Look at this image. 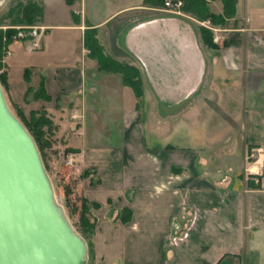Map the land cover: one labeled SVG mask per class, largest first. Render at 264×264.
Instances as JSON below:
<instances>
[{
  "label": "crops",
  "instance_id": "0c3cea01",
  "mask_svg": "<svg viewBox=\"0 0 264 264\" xmlns=\"http://www.w3.org/2000/svg\"><path fill=\"white\" fill-rule=\"evenodd\" d=\"M30 1L42 9L36 24L44 29L41 46L35 51H28L20 41L8 46L0 59L6 76L5 94L23 113L45 112L64 138L65 147L75 149L76 162L88 172V183L79 181L74 190L88 205L98 204L89 210L91 222L95 223L91 249L96 263L264 264V13L255 12V0H248V13L241 11V0H237L235 17L224 27H214L218 49L210 52L200 48L191 25L182 19L161 15L137 20L139 13L135 12L152 10L143 5V0H73L71 5L66 0ZM208 5L211 12H222L220 1H210ZM162 10L166 11L164 7ZM116 19L120 23L110 29ZM178 27L189 31L192 62L186 68L189 66V74H176L170 84L195 83V88L180 98L171 90V96L158 92L152 78L154 70L162 76L161 54L170 57L177 53L185 58L181 48L172 46L165 52L149 44V50L143 48V55L148 57L145 61L133 47L144 39L152 42L153 38L169 36L167 29ZM87 28L96 30L104 54L135 66L122 62L126 55L140 65L141 71L135 67L143 76L142 89L144 80L154 90L168 118L185 119L186 125L177 127L183 130L182 143L146 144L140 112L144 93L137 99L122 84L119 74L98 70L96 61L87 56L84 48ZM134 30L140 32L130 39ZM169 60L173 63L172 56ZM179 60L175 61L178 67H172L173 75L184 67ZM207 61L215 68L223 65L242 79L239 119L245 146L261 150L257 156L261 167L258 188H249L237 176L207 175L198 170L203 161L198 157L199 135L207 121H193L196 111L181 104L202 84ZM98 85L103 86L100 99L109 96L122 110L120 140L103 147L88 144L84 136L88 114L93 118L96 110L93 102ZM41 86L43 94L38 92ZM15 89H20V98ZM107 89L109 94H105ZM125 98L130 102L125 103ZM175 124H169L171 130ZM147 132L152 135L150 130ZM99 148L104 150V166L95 160ZM105 168L114 175L111 187L104 177ZM123 209L131 213L127 222L119 219Z\"/></svg>",
  "mask_w": 264,
  "mask_h": 264
},
{
  "label": "rangeland",
  "instance_id": "374dc122",
  "mask_svg": "<svg viewBox=\"0 0 264 264\" xmlns=\"http://www.w3.org/2000/svg\"><path fill=\"white\" fill-rule=\"evenodd\" d=\"M17 1L18 0H0V29L3 30V28L9 26L10 20L6 18V14L9 8L15 5ZM248 4V0H241L242 12L248 13ZM151 9L152 10L142 9L135 12L139 13L137 20L161 15L182 19L191 25L198 39L200 48H205L209 52L212 50L204 46L199 40L198 28L199 26H203L201 25L203 22L183 13L181 9L179 13L176 11H164L161 8ZM254 10L257 14L262 15L264 13V0H255ZM120 18H123V16ZM118 23H120L119 19L113 20L109 28L111 29ZM205 27L213 32L214 37L215 31L212 30L214 27L209 23ZM105 37H107V35ZM105 39L107 40V38L102 39L104 44L107 42ZM108 45L109 44L106 43L107 48ZM20 47L23 49L22 46ZM56 54L57 52H55L54 56ZM123 61L134 63V65L141 71L140 65L131 57L125 55L122 59V62ZM216 67L217 68H215L212 63L209 64L207 61L202 84L199 86L198 90L193 93L194 95L191 96L189 100L183 102L181 106H187L192 112L196 111L195 114L197 115V118H193V121H207L206 126H201L199 135L200 149H198V157L203 158V161L201 160L202 165L198 166L199 172L206 173L207 175L223 174L228 175V177L237 176L239 179L246 182L247 179L252 176L248 173L247 169L252 166L255 160H257V156L255 151L250 150L245 146L241 131L242 119H239L241 103L238 98L241 97L243 90L242 79L239 75L236 76V74H232L226 70L221 64ZM0 73H3L1 69ZM98 83H100V81H98ZM2 89L8 107L21 123H26V120L30 118V113H34L35 118L38 117L39 113H42H29L28 110L23 113L17 105L13 104L10 96H6L5 92L7 91V87H2ZM97 89L98 95H96L95 101L93 102L96 110L93 113V118H91L90 113L88 114L90 117L86 123V132L84 136L88 141V144L103 147L117 143L120 140L122 134L120 117L122 110L120 111V104H117L116 101H111L109 96H102L106 100L100 99L101 97H99V94L103 93L102 85H98ZM15 92L17 93L18 98H20V89H15ZM109 93V89H107L105 94ZM143 93L144 96L141 102L140 112L143 113L145 122L144 140L146 144L157 145L170 143L172 145H179V143H182L184 137L182 133L183 130H177V127H183L186 123H184L185 119L178 118L173 120L174 118H168L166 111L161 108L162 105L157 101L154 90L147 85L144 80ZM125 100V103L130 102V100L126 98ZM190 111H188V113ZM132 114L136 115L135 113ZM172 121L176 122V128H174V130L170 129L171 125L169 126ZM219 122L221 123V126ZM146 128L152 132V135L147 132ZM54 130L52 134L47 135L50 146L45 149L42 162L52 183L55 197L62 205L74 229L81 235L82 228L80 226L79 217L82 198L74 189L79 181H84L86 184L88 183V174L85 175L86 170L77 162H75L74 166H67L65 164L66 155L68 153H74L67 151H75V149L66 148V143L63 141L64 138L60 136L59 131ZM173 136H175V138H173ZM103 152L104 150L100 148L96 149L95 152L97 155L95 156V160H98L102 166L106 163V158L102 156ZM251 153L254 155L251 156ZM105 170L104 177L107 181V186L111 187L114 181V175H111L108 168H105ZM253 180L255 182L254 177ZM85 215L91 222L92 219L90 213ZM82 237L86 240L87 245L88 242H91L92 238L90 235L83 233ZM89 249L90 248L88 247L86 264H97L94 255H92V252L89 251Z\"/></svg>",
  "mask_w": 264,
  "mask_h": 264
},
{
  "label": "water",
  "instance_id": "95a60500",
  "mask_svg": "<svg viewBox=\"0 0 264 264\" xmlns=\"http://www.w3.org/2000/svg\"><path fill=\"white\" fill-rule=\"evenodd\" d=\"M74 229L33 137L6 103L0 84V264H86Z\"/></svg>",
  "mask_w": 264,
  "mask_h": 264
},
{
  "label": "trees",
  "instance_id": "16d2710c",
  "mask_svg": "<svg viewBox=\"0 0 264 264\" xmlns=\"http://www.w3.org/2000/svg\"><path fill=\"white\" fill-rule=\"evenodd\" d=\"M175 1V0H172ZM182 2L181 11L200 22H208L213 27H224L227 21L233 19L236 15L237 0H218L222 5V12L215 14L211 12L208 3L216 0H180ZM71 5L73 0H66ZM165 0H143V5L150 8H163ZM74 19L75 14L72 13ZM42 17L41 7L30 0H18L15 5L9 8L6 18L10 20L9 27L18 26H31L39 22ZM200 42L212 50H217L218 47L214 42L213 32L205 26H199L198 28ZM17 34L15 28H8L6 30L0 29V59L2 58L5 49L11 44V39ZM5 38V41H3ZM84 48L88 51V57L94 59L97 63L98 70L106 73H116L121 77L122 84L129 87L135 97L138 99L142 96V81L140 71L132 65L117 62L108 55L104 54L103 48L96 37V30L94 28H87L84 31L83 36ZM2 65L0 63V69ZM27 71H24V76ZM0 84L6 88V76L4 73H0ZM29 92V88L27 89ZM43 94L42 86L38 90ZM30 118L23 123L24 127L28 130L33 137L36 146L39 150L40 156L43 159L44 151L50 146L47 135L52 134L55 127L52 121L46 116L44 112L39 113L35 118L34 113H30ZM76 152V151H67ZM88 172L85 171V175ZM246 185L249 188H258V182L255 183L253 176L246 181ZM90 207L97 208L98 204L92 203L88 205L84 199L81 201L80 212V226L83 233L90 235L94 234L95 223L90 222L85 214L89 213ZM131 213L128 209H123L119 215L121 222H127L130 219ZM89 251L92 252L91 242H88Z\"/></svg>",
  "mask_w": 264,
  "mask_h": 264
},
{
  "label": "bare ground",
  "instance_id": "6f19581e",
  "mask_svg": "<svg viewBox=\"0 0 264 264\" xmlns=\"http://www.w3.org/2000/svg\"><path fill=\"white\" fill-rule=\"evenodd\" d=\"M162 23L164 26L167 27L166 22H162ZM144 27H146V26L145 25L142 26V29H144ZM183 29L180 30L179 27H178V29L175 28L174 30L172 28L167 29L169 36L153 38L154 40L152 42L144 39L145 41L142 40V43L134 44V46H133L135 48L134 51L137 53V55L140 56L145 61H147L148 57H146V55H143L144 54L143 48H147V50H149L150 49L148 46L149 44H151L150 46H152V48H154V49L156 47L158 49H165V52L167 51V49L170 50V48L172 46L176 49L178 47L181 48V51L183 52L185 58H183V56L180 58L181 54L179 56L177 53H175L173 55L171 53L170 57L171 56L173 57V63L169 60L170 57L169 56L167 57L166 53H164L165 55L160 53L164 57V59L160 58V66L163 68L162 76L155 74L156 70L153 71L154 73L151 71V74L153 73L152 80H153L154 87L158 90V92L163 93L165 96H168V95L171 96V94H172L171 91H172L173 95L177 94V97L175 96L176 98H180L185 93H188L192 89L195 88V83H193V85H190V86H175V85L170 84L171 79L175 78L174 76H176V74H178L180 76L182 73L184 75H186V72H187V74H189V72H190L189 66H188V69H186V68H187V65H189L192 62V58H191L188 51L193 50L192 49L193 44L191 43L193 41L187 39V37L189 35V31L187 29L186 30L185 29L183 30ZM163 31H165V30H163ZM139 32H140L139 30H134L130 35V39H133V37ZM179 59H181L185 68L182 67V69H180L179 71H176L177 73L175 72L173 75V74H171V72L174 71L176 67H178V64L175 65V61H177ZM179 62H180V60H179ZM169 67H170V69H169ZM172 67L174 70H172ZM178 89H179V91H178Z\"/></svg>",
  "mask_w": 264,
  "mask_h": 264
},
{
  "label": "built area",
  "instance_id": "2783aa9c",
  "mask_svg": "<svg viewBox=\"0 0 264 264\" xmlns=\"http://www.w3.org/2000/svg\"><path fill=\"white\" fill-rule=\"evenodd\" d=\"M182 7V2L180 0H167L164 2V9L166 11L174 12L176 11L179 13L180 9ZM8 28H15L17 30V34L12 37V42H23L25 44V48L28 51H35L40 49L41 43H40V36L43 33L44 29L41 26L37 25H31V26H18V27H5L3 30H6ZM213 31L215 29H212ZM217 37H214V41H217ZM3 41H5V38H3ZM8 48V47H7ZM7 48L5 49V53H7ZM254 151V150H253ZM256 156L260 154L261 150H255ZM254 154L251 153V156ZM75 154L74 153H68L65 157V164L67 166H74L75 165ZM258 158L254 161L252 166L247 169L248 173L252 175L255 178V182L257 183V178L261 175V167H259ZM254 167V168H253ZM253 168V169H252Z\"/></svg>",
  "mask_w": 264,
  "mask_h": 264
}]
</instances>
